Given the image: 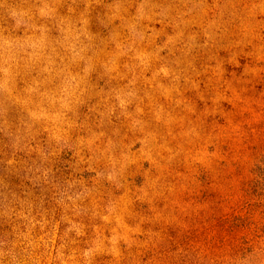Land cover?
<instances>
[{"label": "rangeland", "instance_id": "rangeland-1", "mask_svg": "<svg viewBox=\"0 0 264 264\" xmlns=\"http://www.w3.org/2000/svg\"><path fill=\"white\" fill-rule=\"evenodd\" d=\"M0 264H264V0H0Z\"/></svg>", "mask_w": 264, "mask_h": 264}]
</instances>
